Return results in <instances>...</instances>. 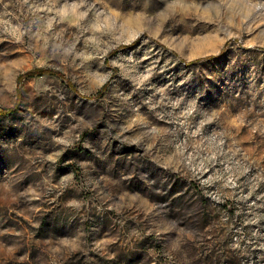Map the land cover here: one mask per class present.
<instances>
[{"label":"rangeland","instance_id":"1","mask_svg":"<svg viewBox=\"0 0 264 264\" xmlns=\"http://www.w3.org/2000/svg\"><path fill=\"white\" fill-rule=\"evenodd\" d=\"M0 106V264H264V0H0Z\"/></svg>","mask_w":264,"mask_h":264},{"label":"trees","instance_id":"2","mask_svg":"<svg viewBox=\"0 0 264 264\" xmlns=\"http://www.w3.org/2000/svg\"><path fill=\"white\" fill-rule=\"evenodd\" d=\"M212 57H214V56H209L207 58H212ZM193 62H196V60ZM45 73L56 74L58 76L63 75V73L59 70H54V69H50V68H36V69L28 70L25 73L19 74L18 82H19V84H21L25 78L36 76V75H42ZM104 88H105V85H104ZM15 110H16L15 107H2V106H0V115H8V114H11L12 112H14Z\"/></svg>","mask_w":264,"mask_h":264}]
</instances>
